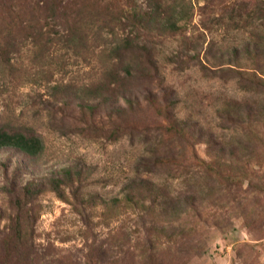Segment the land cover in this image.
Returning <instances> with one entry per match:
<instances>
[{
    "label": "rangeland",
    "instance_id": "rangeland-1",
    "mask_svg": "<svg viewBox=\"0 0 264 264\" xmlns=\"http://www.w3.org/2000/svg\"><path fill=\"white\" fill-rule=\"evenodd\" d=\"M45 1L0 0V129L44 145L0 147V264H264V0Z\"/></svg>",
    "mask_w": 264,
    "mask_h": 264
},
{
    "label": "trees",
    "instance_id": "trees-1",
    "mask_svg": "<svg viewBox=\"0 0 264 264\" xmlns=\"http://www.w3.org/2000/svg\"><path fill=\"white\" fill-rule=\"evenodd\" d=\"M50 0L45 1V8L47 9V6L49 4ZM34 6V5H32ZM29 6V9L24 10V13H31L32 15L35 14V8ZM35 6H40L39 4H36ZM37 10V9H36ZM78 38H77V45L80 46L81 48H85L86 47V42H87V34L85 32H78L77 30H75L74 33ZM76 40V38L72 39L71 41ZM11 43V42H10ZM142 49H136L134 43H132L129 40H124V44H119L117 47H115L112 51L110 50V56L113 52L116 53V57L118 60H116V62L112 63V68L110 69L109 73L114 74L115 76H118L119 79H126L130 76L133 75L134 72V68H130L128 67L125 70H121L120 71V67L122 65V63H124V61L129 58L131 60H137L140 61L141 60V56L142 55L140 51ZM129 55V56H128ZM149 56V53H146V56ZM109 57V55H108ZM133 70V71H132ZM138 74L139 76H143V77H151V75L149 74L150 68L147 66H142L139 68L138 70ZM122 74V75H121ZM257 76V75H256ZM117 78V79H118ZM254 84L255 87H257L256 89H260V85H258V83H255L254 80H251ZM261 89H264L261 88ZM5 146H12V147H17L20 150L26 152L29 155H38L44 148L42 139L34 134H28V133H24L21 131H14V132H10L8 130L5 129H0V147H5ZM151 153H154V155H173L175 153L174 147L171 146V144L168 145H164L162 146V148L157 147L155 149L151 150ZM144 163H149V160L147 159H143ZM156 161V160H155ZM157 162V161H156ZM140 181L133 182V185L129 186L128 191H130L132 194L134 195H140L139 192H144L145 190L148 191H153L154 188L157 186V184H155V182H153L151 179L148 178H143L140 177ZM115 202L118 203V200L116 199H111V204H114Z\"/></svg>",
    "mask_w": 264,
    "mask_h": 264
}]
</instances>
